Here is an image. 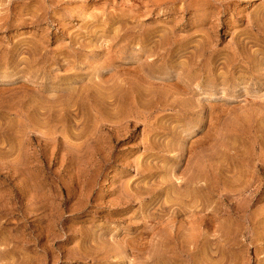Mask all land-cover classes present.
Wrapping results in <instances>:
<instances>
[{
    "label": "rangeland",
    "instance_id": "obj_1",
    "mask_svg": "<svg viewBox=\"0 0 264 264\" xmlns=\"http://www.w3.org/2000/svg\"><path fill=\"white\" fill-rule=\"evenodd\" d=\"M0 264H264V0H0Z\"/></svg>",
    "mask_w": 264,
    "mask_h": 264
}]
</instances>
